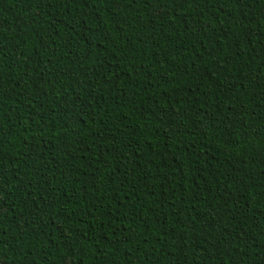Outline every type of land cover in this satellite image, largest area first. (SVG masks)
I'll list each match as a JSON object with an SVG mask.
<instances>
[{
  "label": "trees",
  "instance_id": "16d2710c",
  "mask_svg": "<svg viewBox=\"0 0 264 264\" xmlns=\"http://www.w3.org/2000/svg\"><path fill=\"white\" fill-rule=\"evenodd\" d=\"M0 264H264V0H0Z\"/></svg>",
  "mask_w": 264,
  "mask_h": 264
}]
</instances>
